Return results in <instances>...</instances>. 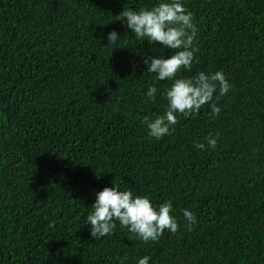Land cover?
<instances>
[{"label":"trees","instance_id":"obj_1","mask_svg":"<svg viewBox=\"0 0 264 264\" xmlns=\"http://www.w3.org/2000/svg\"><path fill=\"white\" fill-rule=\"evenodd\" d=\"M157 2L0 0V264H264V0H183L199 52L178 75L222 71L231 89L214 94L219 114L178 115L159 140L144 121L171 82L143 60L176 50L118 20ZM210 135L216 147L198 149ZM114 183L171 200L178 232L144 243L117 222L92 237L95 194Z\"/></svg>","mask_w":264,"mask_h":264},{"label":"clouds","instance_id":"obj_2","mask_svg":"<svg viewBox=\"0 0 264 264\" xmlns=\"http://www.w3.org/2000/svg\"><path fill=\"white\" fill-rule=\"evenodd\" d=\"M118 17L137 39L176 50L167 58L145 56L143 60L147 72L154 74L155 81L171 82V86L162 93L167 100L165 112L151 120L145 117L149 136L157 140L163 138L170 134L178 115L198 113L206 104L210 105L214 114H219L220 108L213 102L214 94L218 99L231 89L222 71H201L186 78L178 75L181 70L191 71L196 60L195 54L199 52V48L194 45L197 32L194 18L185 8L183 0H158L151 7L139 9L125 6ZM104 38L101 36V40ZM106 39L108 47L117 45L121 37L113 30L107 33ZM157 94L158 88L153 84L145 95L155 103ZM216 145L217 138L211 135L207 138V145L196 143V147L201 150L215 148ZM95 195L85 224L90 225L91 236L95 239L109 236L116 229L117 222L144 243L158 241L165 230L175 234L180 228L176 217L170 214L173 211L171 200L154 205L150 197L136 195L131 188L121 190L115 183ZM183 217L189 229L198 223L194 212L187 208L183 210ZM150 260L151 257L144 256L138 258V264H150Z\"/></svg>","mask_w":264,"mask_h":264}]
</instances>
